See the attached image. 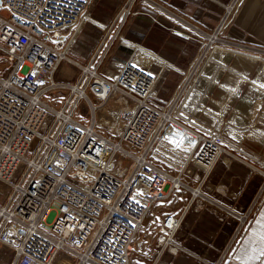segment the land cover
Listing matches in <instances>:
<instances>
[{"label": "built area", "instance_id": "2783aa9c", "mask_svg": "<svg viewBox=\"0 0 264 264\" xmlns=\"http://www.w3.org/2000/svg\"><path fill=\"white\" fill-rule=\"evenodd\" d=\"M233 5H225L196 67L184 73L164 108L151 103L156 76L132 55L113 80L97 72L95 57L88 65L75 62L81 74L67 85L61 106L52 108L43 95L57 86L53 77L59 64L71 61L67 51L88 0H0V60L7 63L3 69L0 64V181L10 186L0 206V243L12 250L10 264H129L132 252L150 249L136 236L155 223L159 251L179 247L175 235L185 212L221 155L234 150L228 127L239 130L245 118L236 108L237 122L229 120V100L239 104L242 96L231 95L227 106L218 102L219 110L212 112L200 106L205 90L196 87ZM191 87L198 93L182 104ZM114 92L133 103L116 113L122 121L117 139L102 133L95 119L83 124L73 118L80 100L94 114ZM228 109L224 122L221 114ZM183 110L207 114L212 128L189 123L194 119L185 120ZM247 130L264 139V126ZM178 190L189 192L182 215L160 212L156 222L153 206Z\"/></svg>", "mask_w": 264, "mask_h": 264}, {"label": "crops", "instance_id": "0c3cea01", "mask_svg": "<svg viewBox=\"0 0 264 264\" xmlns=\"http://www.w3.org/2000/svg\"><path fill=\"white\" fill-rule=\"evenodd\" d=\"M127 1L88 0L82 21L73 31L68 48L71 61L68 62L88 65L95 57L101 64L110 58L117 72L130 55L135 62V54L139 52L137 60L143 64L151 62L164 69L166 66L174 68L170 62L157 55L167 54L165 45L171 42L156 41V35L152 33L163 30L182 41L202 44L224 15L225 5L233 3L220 41L214 48L233 55L225 59L224 54L219 55L221 62L233 67L229 74L224 75L222 85L225 92L235 89L236 85L237 88L243 87L241 92L230 91L243 98L237 109L244 112V121H248L250 128H263V99L255 96L254 89L260 90V84L264 83V0H135L126 8ZM176 30L186 33L188 37L176 34ZM124 32L132 35L127 37ZM180 49L174 62L191 63L197 53L189 54L185 44ZM240 63L243 64L242 69ZM176 68L178 71L184 69L182 65ZM236 69L243 70L246 78L241 77V81L240 77L235 76L232 70L236 72ZM115 75L109 79L113 80ZM176 91L168 98H161V93L155 92L156 98H152L151 103L164 108ZM212 97L219 102L225 98ZM123 101L129 102L124 96ZM249 114L254 116V120ZM262 159L264 150H226L202 185V194L184 214L182 224L185 237L182 241H176L179 247L168 246L160 252L152 244L146 253L133 252L136 253L137 261L134 264H264V257L249 259L259 255V249L264 247ZM186 180L188 185H195L189 178ZM8 190V193L3 191L1 201L4 200L0 206L5 203L10 193ZM188 197V191L178 190L171 200L163 199L156 203L153 206L156 217L160 212L182 215ZM182 224L177 234L182 232ZM141 238L149 244L155 235ZM12 259V250L0 243V264H10Z\"/></svg>", "mask_w": 264, "mask_h": 264}, {"label": "rangeland", "instance_id": "374dc122", "mask_svg": "<svg viewBox=\"0 0 264 264\" xmlns=\"http://www.w3.org/2000/svg\"><path fill=\"white\" fill-rule=\"evenodd\" d=\"M129 8V7H126ZM125 35L127 37H129V35H132V33H128L126 34V32H124ZM135 33V32H134ZM152 34H154V36L156 35L155 39L156 41H160V42H164V41H169L171 43H167L165 45V49L167 50V54L163 55V54H158L159 57H163L164 59H166L168 62H170L174 68L168 67L166 66V68L164 69V67H161L160 65L157 64H153V63H147V64H143L140 62V60H137V55H139V52H137L135 54V63L140 64L141 66H145L146 68H148L152 73H154V75L156 76V83H155V87L153 89V96L154 98L155 92L161 93V98H168L174 91L175 89L177 90L179 88V86L181 85V83L184 81V73H188L192 68V66L195 63V60L198 59V55L200 54L201 50L203 49V43L206 41V39H204L202 41V44L194 42V41H182L181 39L177 38L176 36L170 34V33H166L163 30L160 31H155ZM134 35V34H133ZM125 36V37H126ZM125 42V41H123ZM145 43H147V41H145ZM185 44V48H187L189 54H193L196 56L193 59V61L191 63H179L178 60L177 62H174L175 56L176 54L181 50L180 47L183 46ZM217 47V46H216ZM213 47L210 48L209 53L211 51ZM223 48V47H222ZM140 51H142V49H140ZM220 54H224L223 59L226 58H232V53H229L228 51H222L219 52L217 49H214L213 51V55L211 56L212 60L209 59L208 61H206L203 69H202V76L198 82V85L196 86L197 88H200L202 90H205V98H203L201 101H198L200 103V106H206L207 108H210V110L213 111H218V99H213L212 96L217 97V98H224L222 101H220L221 103H225V106H227L228 104V98L233 96V93L230 91H235V92H241V90L243 89V87H238L237 85L235 86V89L233 90H229V92H225L226 89L223 87L224 85V75L229 74V71L231 69H233L232 66H230L227 62H221V57H219ZM67 57L68 56V51H67ZM160 57V58H161ZM0 64H3L2 69L5 68L6 66V62H2V60H0ZM177 65H182V67L184 68L182 71H178V69L176 68ZM241 65V69H242V63H240ZM189 66V67H188ZM195 66V65H194ZM196 67V66H195ZM195 69V68H194ZM1 70V69H0ZM9 71V70H8ZM8 71L5 72L4 76L7 75ZM243 70H237L236 72H234V70H232V73L235 74V76L237 75L238 77H244L246 78V76L243 74L244 71ZM97 72L102 75L103 77L109 79L110 76L115 75L116 73V69L115 66L113 65V63L111 62L110 58H108L107 60L102 61L101 64H99L98 68H97ZM231 73V74H232ZM81 74V69L76 66L74 63L72 62H68L63 61L58 69L55 72V75L53 77V81L54 83L57 84L56 87L54 88H49L47 89L45 95H43L44 100L46 101V103L52 107V108H59L62 104V100L64 99V96L67 92V86L64 85H59V84H65V85H69L72 83H75L79 77V75ZM239 78V80H240ZM195 79V75L190 76V79L187 80L188 84H191ZM110 80V79H109ZM242 81V78H241ZM243 83L245 84V82L243 81ZM240 85V83H239ZM238 85V86H239ZM193 89H196L194 87H191L187 93L186 96L183 100V103H185L186 98L187 97H195L196 94H192V92H196L198 93V91H193ZM255 90V96L258 97L259 99H263V104H262V108H264V91H261L259 89H254ZM191 93V94H190ZM223 95H220V94ZM212 95V96H211ZM232 95V96H231ZM121 98V99H120ZM119 99V100H118ZM129 102L127 104H125V102L123 101V96L117 92H114L111 94L110 98L108 100H106L105 102L99 103V109H97L95 111V113L93 114L90 106L88 104V102L83 99L79 101L78 104V108L76 109V111L73 113V118L78 120L79 122L83 123V124H87L89 122H91L93 119H95L96 122H98L99 125V129L101 130L102 133H109L112 134L114 136L115 139H117L118 137L116 136V132L119 130V128L121 127V120H118L116 117V113L118 111H120L121 109L124 108H131L133 106L132 100H128ZM218 103V104H217ZM229 104L232 106V114L230 117V123H235L237 122L236 117L235 116V109L239 106L238 103H236L233 99L229 100ZM190 110V109H189ZM189 110H183V117L185 120H188L187 116L192 117L194 120V122L189 121V123L193 124L194 126L203 129V127L200 126V124H202L203 126H207L206 128H212L211 126V118L207 116V114H203L202 112H198L196 114H194V116L189 115L190 111ZM229 109L226 110L225 112H223L221 114V120L222 121H226L229 117ZM196 117H199L201 122L199 124H197V120ZM197 121V122H196ZM248 121L245 120L243 123H240V127L239 130L235 129L233 127H228V132L229 134V146H231V148H233L234 150H239V151H260V150H264V139L261 138V136H258V133H254V131L252 130H247V128H250V125H248L247 123ZM210 130V129H208ZM227 140V139H226ZM225 140V141H226ZM228 141V140H227ZM229 150H231L230 148H227ZM261 161L264 162V159H262ZM8 189H10L9 184L2 182L0 184V203L4 200L1 201L2 198V194L3 191H7L8 193ZM160 202V201H159ZM158 202V203H159ZM157 203V204H158ZM153 210V208H152ZM154 212V211H153ZM154 220L157 222L158 217L156 218V215L154 217ZM182 224V223H181ZM157 225H155L153 228H143L139 231V233L137 234L136 237H141V236H148L151 237L153 234L155 235L156 238V233H157ZM188 228H190L188 226ZM177 234V233H176ZM177 237V238H176ZM183 237H185V231L183 230V224H182V232H180L179 234L175 235V241L183 240ZM154 239V238H153ZM154 241L155 239L152 241L150 240V243L148 244L150 247L153 244L154 245ZM133 257V259H132ZM135 259V261H134ZM137 263L136 261V253L131 254V259L129 261V264H134Z\"/></svg>", "mask_w": 264, "mask_h": 264}, {"label": "snow or ice", "instance_id": "6c2138e0", "mask_svg": "<svg viewBox=\"0 0 264 264\" xmlns=\"http://www.w3.org/2000/svg\"><path fill=\"white\" fill-rule=\"evenodd\" d=\"M261 88H264V83L260 84ZM262 240H264V237H262ZM261 257H264V247H261L259 249V255L255 256V257H249V259H260Z\"/></svg>", "mask_w": 264, "mask_h": 264}, {"label": "water", "instance_id": "95a60500", "mask_svg": "<svg viewBox=\"0 0 264 264\" xmlns=\"http://www.w3.org/2000/svg\"><path fill=\"white\" fill-rule=\"evenodd\" d=\"M175 33L178 34V35H180V36H183V37H185V38L188 37V35H187L186 33L181 32V31H179V30H176Z\"/></svg>", "mask_w": 264, "mask_h": 264}]
</instances>
